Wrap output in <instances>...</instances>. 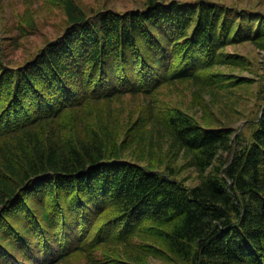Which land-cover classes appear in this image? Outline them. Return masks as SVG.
Segmentation results:
<instances>
[{
    "label": "trees",
    "instance_id": "trees-1",
    "mask_svg": "<svg viewBox=\"0 0 264 264\" xmlns=\"http://www.w3.org/2000/svg\"><path fill=\"white\" fill-rule=\"evenodd\" d=\"M65 6L69 26L26 63L10 67L0 53V264H60L78 252L112 264L94 254L114 245L124 247L121 264H146L152 253L138 238H161L179 264H264V98L248 139L209 110L202 121L182 108L153 113L157 146L168 143L175 160L167 172L151 165L143 126L119 139L101 115L108 121L74 144L43 131L68 111L165 82L222 86L220 75L205 80L201 71L237 40L234 16L264 14L204 0L91 15ZM127 142L148 163L121 156ZM181 156V170L199 179L191 187L176 177Z\"/></svg>",
    "mask_w": 264,
    "mask_h": 264
},
{
    "label": "rangeland",
    "instance_id": "rangeland-1",
    "mask_svg": "<svg viewBox=\"0 0 264 264\" xmlns=\"http://www.w3.org/2000/svg\"><path fill=\"white\" fill-rule=\"evenodd\" d=\"M66 1L68 0H0V53L6 65L10 67L23 65L47 42L64 33L69 26ZM69 1L74 2L84 13L91 15L108 9L119 12L142 9L146 7L148 0ZM179 1L198 3L203 0ZM204 1H214L231 9L246 8L264 14V0ZM250 15L253 17L246 16L241 21L240 16L230 15L237 19L233 26V29H238L234 34L237 40L219 48L214 64L201 71L200 78L205 80L211 74L220 75L222 86L216 84L212 87L213 85L205 82V88L201 89L200 84L191 81L165 82L150 94H126L110 103L102 102L98 106L90 105L85 110L68 111L57 123L43 127L45 135L54 138L60 135L64 141L74 144L83 136L93 135L92 133L109 118L114 121L113 133L119 132V139L129 135L132 138L136 130L143 126L146 128L144 134L147 145L152 144L155 147L151 165L162 172H167L168 166L175 165V160L171 157L168 143L164 144L163 149L157 146L158 141L162 142V138L156 137L154 133L156 130H153L151 122L147 121L153 113L159 116L166 114L171 108H182L202 121L205 111L209 110L221 123L233 127L235 134L241 132L244 138H250L251 125L260 112L264 98V33L259 34L264 31V21L255 19L253 14ZM248 32L253 34L250 39L245 38ZM101 115L108 119L100 121ZM109 124L107 130L111 128ZM127 127L130 130L125 134ZM166 139L163 142L167 141ZM120 155L144 164L148 163L144 159H148L149 154L146 153L144 155L146 158L137 160L139 158L135 156L137 155L135 146H129V142L125 153ZM176 165L179 166L176 177L184 180L187 186L191 187L199 181L197 173L191 168L181 170L184 165L182 156L177 159ZM144 225L148 232L155 229L150 228L154 225L151 221ZM136 243H142L147 251L152 253L145 261L146 264H179L178 259L166 251L161 238H156V244L150 240L141 242L140 238L136 239ZM158 247L162 250H158ZM124 251L122 245L104 246L98 248L94 256L100 261L109 260L112 264H121L126 259ZM60 264L90 262L84 253L78 252Z\"/></svg>",
    "mask_w": 264,
    "mask_h": 264
}]
</instances>
